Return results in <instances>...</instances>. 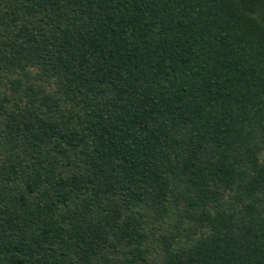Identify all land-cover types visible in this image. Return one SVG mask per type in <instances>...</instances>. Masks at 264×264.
I'll return each instance as SVG.
<instances>
[{"label": "trees", "instance_id": "16d2710c", "mask_svg": "<svg viewBox=\"0 0 264 264\" xmlns=\"http://www.w3.org/2000/svg\"><path fill=\"white\" fill-rule=\"evenodd\" d=\"M0 264H264V0H0Z\"/></svg>", "mask_w": 264, "mask_h": 264}]
</instances>
